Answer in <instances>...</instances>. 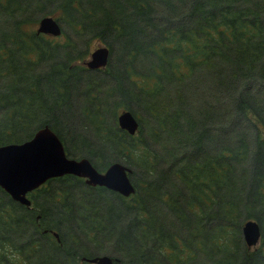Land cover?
I'll list each match as a JSON object with an SVG mask.
<instances>
[{"label": "trees", "instance_id": "16d2710c", "mask_svg": "<svg viewBox=\"0 0 264 264\" xmlns=\"http://www.w3.org/2000/svg\"><path fill=\"white\" fill-rule=\"evenodd\" d=\"M43 125L69 157L126 165L134 192L63 174L23 205L0 187V264H264V0H0V144Z\"/></svg>", "mask_w": 264, "mask_h": 264}, {"label": "water", "instance_id": "95a60500", "mask_svg": "<svg viewBox=\"0 0 264 264\" xmlns=\"http://www.w3.org/2000/svg\"><path fill=\"white\" fill-rule=\"evenodd\" d=\"M35 32L58 35L60 27L55 18L43 15L38 18ZM107 57L108 47L98 44L81 63L88 68L103 67ZM116 122L128 133H133L137 128L135 116L127 109L116 114ZM129 170L119 161L110 162L99 170L87 157H68L61 140L47 125L36 128L25 140L0 144V187L10 198L26 205L30 202L26 192L50 177L66 173L83 177L87 184L102 185L122 195H128L134 191L128 176ZM241 234L247 246L255 244L259 236L258 223L253 219L244 220ZM53 235L56 236V233ZM83 259L95 264H112L116 260L106 254Z\"/></svg>", "mask_w": 264, "mask_h": 264}, {"label": "rangeland", "instance_id": "374dc122", "mask_svg": "<svg viewBox=\"0 0 264 264\" xmlns=\"http://www.w3.org/2000/svg\"><path fill=\"white\" fill-rule=\"evenodd\" d=\"M50 7H51V6H50ZM50 7H49V8H50ZM40 16H41V15H40ZM42 16H43V15H42ZM60 23H62V22H60ZM64 24H65V23H64ZM35 26H36V25L34 24V27H33V28H35ZM56 36H57V35H56ZM53 37H54V36H53ZM60 38H61V37H60ZM60 38H59V39H60ZM98 42L100 43V41H98ZM91 44H93L94 46L97 45V44H98V43H97V40L92 41ZM75 118H79V116L76 115ZM79 119H80V118H79ZM76 121H77V119H76ZM156 144H159V141L156 142ZM156 149H157V154H158V155H161V154L164 155V156H165V155H169L168 153H166V152L164 151V150H165V146H164L163 148H159L158 146H156ZM163 149H164V150H163ZM165 160H167V159H165ZM162 163H163L162 165H165L163 161H162ZM90 263H92V262H90Z\"/></svg>", "mask_w": 264, "mask_h": 264}]
</instances>
